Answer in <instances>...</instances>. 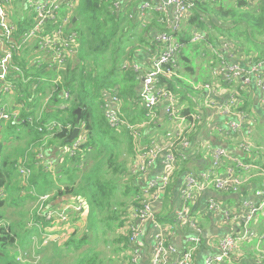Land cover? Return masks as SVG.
<instances>
[{
  "label": "trees",
  "instance_id": "16d2710c",
  "mask_svg": "<svg viewBox=\"0 0 264 264\" xmlns=\"http://www.w3.org/2000/svg\"><path fill=\"white\" fill-rule=\"evenodd\" d=\"M129 14V8L122 5L121 0H77L72 13L76 21L71 22L72 30L67 29L68 34L76 33L77 49L61 68L55 69L43 62L45 57L36 48L39 45L31 48L32 51H25L23 55L26 56L15 57L8 76L13 86L8 93L0 94V106L14 99V105L6 107L17 117V120L12 116L0 121V264H56V260L70 257L71 250L77 257L66 264H109L104 253L97 249L100 234L107 246H118L125 260L122 264H129L131 210L140 203L141 194L140 184L133 182L130 170L134 158L133 133L125 126L112 128L103 111L105 93L114 91L124 103L126 122L134 125L145 119L144 110L138 112L140 82L133 71L123 69V62L132 61L141 49L137 47V40L145 47L153 48L154 45L145 37L150 27L141 31ZM186 21V37L182 41L187 47L179 59L184 68L179 71V77L166 78L162 84H167V88L177 94L182 106H186L183 115L193 123L196 104L191 97L197 93L195 85L212 81L211 71L217 67V57L211 54L212 67L206 69L201 81L192 61L202 46L190 43L191 33L195 29L213 33L209 38L215 48L221 40H230L247 56L243 59L238 52L240 63L242 59L244 63L263 61L264 0H205L196 5ZM25 26L18 22V31ZM151 26L157 27L155 22ZM204 46L206 50L207 45ZM202 53L208 54L200 49V55ZM38 59L42 60L38 62ZM186 76L193 78V82H188ZM198 91L202 95V91ZM47 97L48 106L37 119L35 114L44 106ZM78 109H81L80 120L76 114ZM196 123L189 135L192 139V134L202 125V122ZM49 125H52L51 130H48ZM76 128L81 130L85 140L77 154L71 155L73 143L69 141ZM48 161L54 162L55 171L46 167ZM187 162L185 159L178 161L163 199L165 206L158 213L160 221L168 220V216L162 217L161 213L170 208L166 203L177 193L182 175L189 171ZM23 168L30 169L28 177L19 173ZM57 175L60 179H55ZM47 194H53L46 203L47 210L77 204L83 198L88 211L70 214L69 217L77 222V231L71 233L70 239L50 241L54 245L50 254H47V245L41 246L37 251L39 261L24 263L20 259L19 262V254L31 244L33 236L44 240L46 234L63 232L57 230L61 224L52 222L49 225L46 219L38 216L35 224L28 228L30 212L20 211V222L9 218L12 208H24L28 201H36ZM114 233L121 237L114 241ZM15 251L19 254L14 255ZM65 251L66 257L63 256ZM110 263L113 264L112 259Z\"/></svg>",
  "mask_w": 264,
  "mask_h": 264
},
{
  "label": "built area",
  "instance_id": "2783aa9c",
  "mask_svg": "<svg viewBox=\"0 0 264 264\" xmlns=\"http://www.w3.org/2000/svg\"><path fill=\"white\" fill-rule=\"evenodd\" d=\"M76 1L0 0V94L8 93L13 86L8 76L13 69L15 57L20 56V51L25 52L39 45L36 48L45 57L43 62L52 67L63 65L68 57L75 55L76 33L71 31L68 34L67 29H71ZM202 1L205 0H121V4L130 10L129 18L141 28L147 29L153 20L157 23V27H152L149 31L154 45L148 49L149 58L143 63L132 64L130 61L123 64V68L130 69L141 80H138L141 84L138 102L148 119L145 123L155 124L158 109L162 108L166 121L171 125L165 133L163 145L145 146L139 128L123 119L119 97L114 91L105 93L104 110L110 126L115 129L125 126L133 133L135 160L130 167L132 175L143 177L159 162L166 169L163 176L146 181L140 194V203L131 210L133 222L129 234V264H195V254L204 242L203 228L190 216L191 206L198 194L205 187H211L224 195L240 194L244 191L243 178L246 172L259 169L264 177L262 166L247 162L262 158L252 141L255 120L251 119L248 112L240 109V91L245 89H256L264 103V60L244 63L242 59L240 63L241 57L233 42L223 39L219 47L215 48L210 44L208 32L195 29L191 33L190 43L208 44L218 62L211 72L212 81L197 84L196 88L202 91V95L195 101L212 111L213 117L217 119L216 123L219 121L214 128L215 132L222 138L230 139L244 158H233L229 146L207 147V152L211 155V165L200 174H189L185 177L184 182L178 186L179 200L172 215L175 224L184 223L193 234L188 237L187 247L183 249L169 241L166 227L160 222L156 207L163 203L179 159L188 160L189 153L200 149V141H194L189 135L196 122H206L207 116L197 108L192 113L193 123L189 122L183 115V110L180 111L177 94L169 90L167 84H162V81L179 77V59L187 47L182 41L186 37V18ZM16 2L22 11H26L27 26L21 32L13 20ZM116 6L121 8L119 4ZM41 60L38 59L39 62ZM218 79L222 80L220 84ZM68 97L66 94L67 99ZM12 116L6 106L0 107V121L9 120ZM51 126H48V130H51ZM79 131L78 137L72 142L71 155L77 154L81 142L85 140L80 129ZM225 162H232L233 165L227 169L226 175H222L220 172ZM54 167V162L48 164L49 169ZM21 170L26 177L30 175L29 168ZM249 192L250 196L243 198L236 210L225 208L215 198L208 200L207 214L232 224L233 230L228 235L212 240L213 252L205 257L204 264H243V261H237L236 253L245 243L252 251L251 261L248 259L247 264H264V221L258 218L264 214V181L257 188L249 189ZM61 208L62 210H46L43 212L44 216L48 220L66 218L67 221L71 213L88 211L87 201L83 198L77 204L63 205ZM258 223L260 226L255 228L254 225ZM147 227L156 231L150 260L144 258L142 250V238Z\"/></svg>",
  "mask_w": 264,
  "mask_h": 264
},
{
  "label": "crops",
  "instance_id": "0c3cea01",
  "mask_svg": "<svg viewBox=\"0 0 264 264\" xmlns=\"http://www.w3.org/2000/svg\"><path fill=\"white\" fill-rule=\"evenodd\" d=\"M17 4H18L17 2L14 4L15 12H16ZM15 12H14V16H15ZM25 12H26L25 10L24 11L21 10L20 17L18 18L19 19L18 21L22 22L24 26L27 24L25 20L26 18ZM153 22L156 23V21L153 20L151 24ZM151 24L149 25L150 27L149 31L152 28ZM139 29L146 30V29L141 28L140 26H139ZM145 37L150 38L149 32L145 34ZM149 48L150 47H147L146 49H143V50L140 49L139 51H137L132 58L133 59L132 64L143 63L144 61H146L150 56V53L148 52ZM204 49H201V50L204 51ZM218 81H219V84L222 82L221 79H218ZM198 85L196 84L195 87ZM140 89H141V84L139 86V91ZM195 89L197 90V88ZM198 92L199 91L197 90V93L193 97H191V99L193 100V102H195L196 109L199 108L202 110L203 113H205V115L207 116V120L206 122L202 123L199 131L192 134L194 135V138H193L194 141H196L197 139L200 141V144L198 146L200 147V149H198L197 152L193 151L192 153L188 154L189 159L187 162V167L189 171L182 175V178L180 180L181 183L184 182V179L187 175L200 174L211 165V155L207 152V147L215 148L219 146H229L231 149V156L233 158L240 159V160L241 158H244L241 152L236 149L235 144H233L230 139L225 138V137L222 138L220 135H218L215 132L214 128L216 125L219 124V121L218 123H216L217 119L213 117L212 111L206 109L204 104L196 103L195 99H199L201 97V94H198ZM240 96H241V101H240L241 108L245 110L246 112H248L251 119L255 120V127H256L258 120H261V119L263 120L264 118L263 100L259 96L258 91L253 88L245 89L241 91ZM178 101H179L180 111L184 110L186 106H182V103L179 98H178ZM156 122H157L156 125L154 124L149 125V124H146L143 119L140 123L138 122L134 124L140 130V133L142 135L143 145L145 146L152 145V144L163 145L165 143V139H166L165 133L171 128V125H169L168 122L166 121L162 108L158 109V118ZM255 127H254V130H255ZM254 140H255V135L252 136V141ZM257 149H260L261 151H263L259 147H257ZM261 158L262 160H260L259 158L258 161L257 159L247 160V161L255 162L259 164L260 167L262 166L264 168V155H261ZM134 160L135 158H133V161ZM51 162L53 161H48L47 164ZM232 165H233L232 162H227V163L225 162L223 164V167L220 173L222 175H226L227 169L231 167ZM165 171L166 169H165L164 164L162 162H159L153 167V169L150 170V172L147 175L143 177L133 176L135 180L134 182L137 184H140V188H141L140 190L142 192L143 186L145 185L147 180L153 177H156V176H163ZM243 180L245 183H244V191L242 193L224 195V194L216 192L211 187H205L198 194L195 203H193V205L191 206V210H190L191 219H193L196 223H198L203 228V231H204V242H203V245L197 250L195 254V258H194L195 264H204L205 257L209 253L213 252L212 240L214 238H217L218 236L228 235L233 230L232 224L225 223L220 218L207 214L208 200L210 198H215L225 208L236 210L241 200L243 198L250 196L251 193L249 192V189L253 190L254 188H257L258 186L262 185L264 181V177L261 173V170L256 169V170L246 172ZM178 192L179 190L177 188V193L173 196L172 202L170 201L171 203L168 205L171 209L168 208L170 213L167 215L168 224L165 227L167 230V236H168L169 241L174 243L179 249H183V247L184 248L187 247V239L191 234H193V232L190 231L184 223L175 224L173 222L172 215L174 214V210L176 209V206L179 200ZM164 206H165V203L163 200L162 205L157 206L156 209L160 211L161 209L164 208ZM163 211H162V214L163 213L166 214L167 211H164V212ZM259 220L264 221V214L260 215ZM259 226H260L259 223L254 225L255 228L256 227L258 228ZM155 236H156V231H154L151 227H147V231L144 237L142 238V244H143L142 250L144 252V258L146 260H150L151 248H152ZM251 256H252L251 248H248L246 243L243 244L239 248V251L236 253L237 261L239 262L243 261V264H247L248 259H250Z\"/></svg>",
  "mask_w": 264,
  "mask_h": 264
},
{
  "label": "rangeland",
  "instance_id": "374dc122",
  "mask_svg": "<svg viewBox=\"0 0 264 264\" xmlns=\"http://www.w3.org/2000/svg\"><path fill=\"white\" fill-rule=\"evenodd\" d=\"M20 12H21V8H20V6L17 4L16 5V12H15V16H13V19L15 20V23H17L18 24V18L20 17ZM76 18H74V15L72 16V21L74 22V20H75ZM72 29H73V27H72ZM141 31H142V29H140ZM211 35H213V33H210ZM136 44H137V47H139V48H141L142 50L143 49H146L147 47H145L144 45H142L141 43H140V41L139 40H137L136 41ZM211 44V43H210ZM205 45V43H203L201 46V48H199V51L197 52V53H195V56H194V58H193V61H192V64H193V66L196 68V71H197V74H198V77H200L201 78V81L205 78V74H206V72L208 71V70H206L207 68H209V67H212L211 66V63H213V61H211V59H213V56L211 55V54H213L212 52H211V50H210V48H209V45L208 44H206L207 45V47H206V50H204V51H207L208 52V54H206V53H203V54H201L200 55V49H204V46ZM237 48V47H236ZM197 49V48H196ZM237 50H238V52H240V49H238L237 48ZM29 51H32V49H30ZM192 51V50H191ZM39 53V52H38ZM241 53V56H242V58L243 59H247V56H246V54L245 53H243L242 51L240 52ZM19 54L22 56V57H24V56H26V55H23V54H25V52L24 51H20L19 52ZM33 55V54H32ZM189 55H190V53H189ZM29 59H30V61H32L33 59L32 58H30V57H28ZM68 59H69V57H68ZM67 59V60H68ZM39 62V61H38ZM125 63H130L128 60L127 61H125V62H123V64H125ZM41 64V63H40ZM218 64V62L216 61V65ZM63 65H61V66H58V67H54L55 69H58V68H61ZM128 66V65H127ZM182 68H184V66H181L180 65V70L182 71L183 69ZM124 69V68H123ZM125 71H127V70H129V71H131L130 69H124ZM212 72V71H211ZM134 73V72H133ZM135 74V73H134ZM178 74V73H177ZM186 78H187V81L188 82H193V78H190V77H188V76H186ZM137 80H139L138 79V77H137ZM140 82H141V80H139ZM118 97H119V99H120V106H121V111H122V117H123V119H124V115H123V106H124V103H123V101H122V99H121V97L119 96V94L117 93V92H114ZM49 94H51V93H49ZM49 97V96H48ZM48 97L44 100V106L43 107H41V108H39L38 110H37V112H36V114H35V116H36V118L37 119H39L40 117H41V115H42V111H43V108L46 106H48ZM2 100L3 101H5V97H3L2 98ZM241 100V99H240ZM3 104H5V102L3 103ZM49 104H51V103H49ZM137 104H138V106H139V108H138V112L140 111V112H142L141 110H142V107L139 105V102H138V97H137ZM264 104V103H263ZM10 106V107H12L13 105H14V99L13 98H10V100H9V103H7L6 105H3V106ZM52 105V104H51ZM0 107H2V106H0ZM240 109L241 110H243L242 108H241V106H240ZM7 111H8V109H7ZM103 111L105 112V110H104V105H103ZM245 111V110H244ZM12 114V113H11ZM13 117H14V119H16L17 120V117H15L14 115H13ZM125 120V119H124ZM144 122H148V119L145 117V119H144ZM157 124V122L154 124V125H156ZM253 131V135H255V140L253 141L254 143V145L255 146H257V147H259V148H261L263 151H261L260 149H258L259 150V152H260V154L261 155H264V118H263V120L261 119V120H258V122H257V125H256V127H255V130H252ZM139 132H140V130H139ZM227 141H229V140H227ZM21 145V144H20ZM25 145V144H24ZM24 145H21V146H24ZM46 167H48V165L46 166ZM56 168V167H55ZM55 168L52 170V171H55ZM58 169H59V167L56 169L57 171L56 172H58ZM22 170H20L19 171V173L21 174V175H23L22 173L23 172H21ZM23 177H26L25 175H23ZM60 176L59 175H57L56 177H55V179H60L59 178ZM134 182V181H133ZM131 185L130 186H132L133 188H134V184H132V183H130ZM35 191V190H34ZM33 191V194H35V192ZM52 195L53 194H47V195H44V196H40L39 197V199L38 200H36V201H28L27 203H26V205H25V207L24 208H21V209H11V210H9L10 211V216H9V218H10V220L11 221H14V222H20V220H21V215H20V211H24V212H30V214H31V217H30V219H29V222L27 221L28 219L26 218L25 219V221H27V226H28V228H29V226H31V225H33V224H35V220H36V216H38V217H41V218H44V219H46V221L49 223V225H51L50 223H52V222H57V224L59 223V224H61L58 228H57V230H60V231H62L63 230V232H61V233H59V234H46L45 235V238H44V240H43V237H41L40 238V236H33L32 237V241H31V244L30 245H28L27 247H26V250L25 251H23L22 253H21V255L19 254V252L18 251H15L13 254L14 255H16V253H18L19 254V256H18V254H17V256H18V258H17V260L20 262V259L21 260H23L24 261V263L25 262H27V261H31V262H37V261H39V256L37 255V251H38V249H40V248H42L41 246H48V252H47V254H50L51 252H52V250H53V248H54V245L50 242V241H53V240H61V239H66V238H68V239H70L71 237H70V235H71V233L73 232V231H77V222H74V219H71V218H67V221H65V219H63V218H60L59 220L58 219H53V220H48L45 216H44V211H46L47 210V208L45 207L46 206V203L52 198ZM45 197H47V199H44ZM171 202H172V200H171ZM170 200L168 201V204L166 203V205H169L170 203ZM57 210H62V208L61 207H59ZM65 212H67L66 210H64ZM163 211V210H162ZM164 211H167L166 212V214L165 213H161L162 214V217H167V215L170 213V211H169V209L168 208H165L164 209ZM163 211V212H164ZM44 212V213H43ZM85 215V217H86V214H84ZM259 217H260V215H259ZM258 217V218H259ZM59 221H61V222H59ZM8 224H9V222H7ZM161 223L164 225V226H166L167 224H168V221H166V220H162L161 221ZM0 227H2V225H0ZM18 231H19V228H18ZM20 233L22 234L23 233V230H20ZM77 233V232H76ZM108 234L110 235L111 233L110 232H108ZM114 236H112V239L115 241V240H117V238L118 237H121V234L119 235V234H113ZM64 239V240H65ZM43 240V241H42ZM41 241H42V244H41ZM50 242V243H49ZM97 242V244H98V246H97V249L99 250V251H101L102 253H104V255H105V257H106V259L109 261V264H111L110 263V259H112L113 260V264H122L123 262H125V260H124V258H123V256L119 253V251L117 250V245L116 246H113V245H111V246H107L106 245V243H105V238H104V236H102L101 234H100V238L96 241ZM92 243H94V240H93V238H92ZM93 247H94V245H93ZM77 255V253H74V250H71V255H70V257H66V251L65 252H63V256L64 257H66V258H63V259H59V260H56V264H58V263H60V264H66V262H68V261H72V259L73 258H75V256ZM22 257H25V258H22ZM77 257V256H76ZM22 263V262H21Z\"/></svg>",
  "mask_w": 264,
  "mask_h": 264
},
{
  "label": "water",
  "instance_id": "95a60500",
  "mask_svg": "<svg viewBox=\"0 0 264 264\" xmlns=\"http://www.w3.org/2000/svg\"><path fill=\"white\" fill-rule=\"evenodd\" d=\"M76 21V19L74 20V22ZM76 114L78 115V119L80 120V118H81V109H78L77 111H76ZM79 129H76L75 131H74V134H73V137L70 139V143H72L73 141H74V139L75 138H77L78 137V135H79ZM181 184V182H179V185ZM0 232H1V227H0Z\"/></svg>",
  "mask_w": 264,
  "mask_h": 264
}]
</instances>
